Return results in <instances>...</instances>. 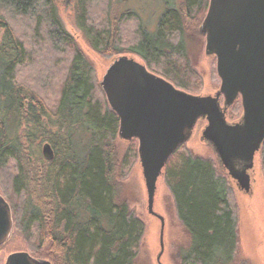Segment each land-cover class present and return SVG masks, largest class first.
I'll use <instances>...</instances> for the list:
<instances>
[{
	"label": "trees",
	"instance_id": "16d2710c",
	"mask_svg": "<svg viewBox=\"0 0 264 264\" xmlns=\"http://www.w3.org/2000/svg\"><path fill=\"white\" fill-rule=\"evenodd\" d=\"M59 1L72 9L94 51L135 54L150 70L162 61L168 70L161 76L186 89L175 78L185 19L204 13L208 0H162L156 33L137 25V39L127 48L119 34L135 18L111 10L113 1L125 0H0V194L10 205L12 235L18 232L33 257L51 264H135L144 229L118 192V119L91 63L63 28ZM50 53L65 60L61 70L55 57L46 60ZM28 64L36 85L18 79ZM181 148L164 170L189 237L181 264H233L238 222L228 180L210 161L178 153ZM259 156L264 180V141ZM10 164L14 171L7 175Z\"/></svg>",
	"mask_w": 264,
	"mask_h": 264
},
{
	"label": "water",
	"instance_id": "95a60500",
	"mask_svg": "<svg viewBox=\"0 0 264 264\" xmlns=\"http://www.w3.org/2000/svg\"><path fill=\"white\" fill-rule=\"evenodd\" d=\"M199 32L205 37V54L216 60L220 86L215 96L180 90L124 55L113 60L99 82L109 109L119 119L118 138L138 141L147 212L160 221L158 264L164 220L153 211L156 183L170 157L190 139L196 122H207L201 139L245 192L250 189L248 171L264 141V0H208ZM238 97L241 117L229 123L225 111ZM12 228L10 205L0 196V247ZM4 264L51 263L16 252Z\"/></svg>",
	"mask_w": 264,
	"mask_h": 264
},
{
	"label": "rangeland",
	"instance_id": "374dc122",
	"mask_svg": "<svg viewBox=\"0 0 264 264\" xmlns=\"http://www.w3.org/2000/svg\"><path fill=\"white\" fill-rule=\"evenodd\" d=\"M58 3V14L62 26L91 63L97 84L101 81L108 66L118 56L124 55L146 66V68L148 67L141 57L126 51L119 54H115L116 52L112 48L104 53L94 51L77 28L72 9L66 5L62 6L60 1ZM106 6L104 4V8ZM111 7L113 15L129 12L135 18L126 21L121 27L119 43L123 48H127V46L136 41L137 38L135 36L137 33L135 28L137 25L141 27L143 32L154 35L158 21L163 14L162 0H125L119 5H116L113 1ZM98 8L97 11H99ZM92 13L95 14L93 9H91ZM205 13L206 11L199 13L194 18L185 19L184 33L180 40L182 52L177 54L180 59L176 60L177 74H175V78L187 88L173 85L192 95L213 97L219 89L220 82L215 71V59L205 54L204 37L199 33V27ZM96 22H98V19ZM101 22L103 23L102 25H106L104 21ZM172 39L175 40L174 37ZM177 42L178 40H176ZM34 52L36 51L31 50L30 55L34 56ZM49 56L55 57L53 61L57 66H60L59 70L66 64L65 60L60 56H52L51 53L48 55L47 61H49ZM37 57L35 56L34 59ZM38 60L36 59L35 62ZM158 63L160 64L159 66L156 65L153 67L154 69L151 68L149 71L161 76V73L168 69L162 68V61ZM33 73L29 64L25 65L18 70V79L23 80L28 85H36L37 75ZM173 73L170 72L169 74L173 76ZM56 77L59 78L60 76L56 75ZM47 98L48 101H51L54 96L49 97L47 95ZM241 112L240 101H237L227 111V121H236L240 117ZM203 126V122H199L196 125L192 137L187 144L182 146L178 153H189L208 160L221 173L212 150L201 140ZM115 149L118 170L116 180L120 199L134 217L143 224L144 229L139 246L136 249L135 264H158L156 257L160 252V221L147 212V194L137 155V142L135 140L126 142L117 138ZM170 161L175 162V157H172ZM7 168L5 173L11 175L14 171V166L10 164L8 170ZM250 175L251 191L249 194H243L238 191L234 183L230 181V201L234 207L238 222V246L233 264H264V180L261 173L259 154L255 156L254 167ZM0 196L2 195L0 194ZM153 211L164 220L162 235L164 249L160 258L161 264H181L182 255L189 245V237L177 219L174 201L164 179V172L156 183ZM5 243L4 246L0 247V264H4L6 258L16 252H26L33 257L28 248V243L24 241L18 232L15 231L13 235L11 232ZM33 258L46 260L42 256H34Z\"/></svg>",
	"mask_w": 264,
	"mask_h": 264
},
{
	"label": "flooded vegetation",
	"instance_id": "af4514ba",
	"mask_svg": "<svg viewBox=\"0 0 264 264\" xmlns=\"http://www.w3.org/2000/svg\"><path fill=\"white\" fill-rule=\"evenodd\" d=\"M207 9H208V6H207ZM206 12H207V10H206ZM206 14V13H205ZM205 16V15H204ZM204 18V17H203ZM203 20V19H202ZM202 22V21H201ZM201 25V24H200ZM200 33V32H199ZM204 37V36H203ZM204 41H205V37H204ZM204 51H205V46H204ZM211 57H213L214 59H215V57L214 56H211ZM132 59V58H131ZM146 67V66H145ZM148 71L150 70L148 67L146 68ZM215 71H216V60H215ZM150 72V71H149ZM217 75V74H216ZM161 77V76H160ZM218 77V76H217ZM163 78V77H162ZM165 79V78H164ZM219 79V78H218ZM166 80V79H165ZM166 81H168V80H166ZM169 83H171L170 81H168ZM219 82H220V80H219ZM172 85H173V83H171ZM174 86V85H173ZM219 86H220V84H219ZM175 87V86H174ZM176 88H178V87H176ZM179 89V88H178ZM181 90V89H180ZM219 90V89H218ZM184 91V90H183ZM216 94V93H215ZM215 96V95H214ZM223 101H224V99H223V97H221L220 98V106L222 107L223 106ZM237 101H240V105H241V98L240 97H238L237 99H236V101L234 102V104L237 102ZM233 104V105H234ZM232 105V106H233ZM231 106V107H232ZM231 107H229L226 111H225V120L227 121V119H226V115H227V111L231 108ZM241 110H242V107H241ZM111 111V110H110ZM112 112V111H111ZM116 117H117V115L114 113V112H112ZM241 114H242V112H241ZM240 117H241V115H240ZM240 117L236 120V121H234V122H229V121H227V122H229V123H237L238 121H239V119H240ZM117 119H118V117H117ZM199 122H203L204 123V126H203V129H202V131L204 130V128L206 127V125H207V122L205 121V120H198L197 122H196V124H195V126H194V128H193V130H192V134H193V132H194V130H195V127H196V125L199 123ZM118 127H119V119H118ZM202 131H201V133H202ZM192 134H191V136H190V138L192 137ZM117 136H118V131H117ZM202 136V135H201ZM133 140H135L136 142H137V148H138V141H137V139H135V138H133V139H131L130 141H126V142H131V141H133ZM202 140V139H201ZM203 141V140H202ZM204 142V141H203ZM185 144H187V143H185ZM184 144V145H185ZM204 144L206 145V146H208L211 150H212V148L206 143V142H204ZM183 146V145H182ZM182 146H180L179 148H181ZM46 147L48 148V146L47 145H45V147H44V150H47L48 151V149H46ZM178 148V149H179ZM177 149V150H178ZM177 152V151H176ZM175 152V153H176ZM212 152H213V150H212ZM174 153V154H175ZM173 154V155H174ZM213 154H214V156H215V158H216V161H217V163H218V165H219V168H220V170H221V174L222 175H224L225 176V178L228 180V183H229V185H230V181L232 182V183H234V185L236 186V188L238 189V191H240V192H242L243 194H249L250 193V191H251V172H252V170H253V168L250 170V171H248V174H249V176H250V189H249V191H247V192H245V191H242V190H240L239 188H238V186H237V182L235 181V180H233L232 178H230L229 176H228V172H227V170L224 168V166L223 165H221V163L219 162V160H218V158H217V156H216V154L213 152ZM257 154H259V152L258 153H256L255 154V156L257 155ZM172 155V156H173ZM171 156V157H172ZM255 156H254V160H255ZM171 157H170V159H171ZM169 159V160H170ZM169 160H168V162H169ZM168 162H167V164H168ZM167 164H166V166H167ZM166 166H165V168H166ZM253 167H254V161H253ZM165 168L162 170V174H163V172H164V170H165ZM223 172V173H222ZM161 174V175H162ZM160 175V176H161ZM159 176V177H160Z\"/></svg>",
	"mask_w": 264,
	"mask_h": 264
}]
</instances>
